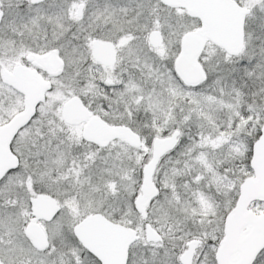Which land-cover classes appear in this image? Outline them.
Segmentation results:
<instances>
[{"label": "snow or ice", "instance_id": "6c2138e0", "mask_svg": "<svg viewBox=\"0 0 264 264\" xmlns=\"http://www.w3.org/2000/svg\"><path fill=\"white\" fill-rule=\"evenodd\" d=\"M0 264H264V0H0Z\"/></svg>", "mask_w": 264, "mask_h": 264}]
</instances>
